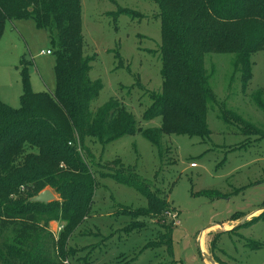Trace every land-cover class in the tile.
<instances>
[{
	"label": "rangeland",
	"instance_id": "rangeland-1",
	"mask_svg": "<svg viewBox=\"0 0 264 264\" xmlns=\"http://www.w3.org/2000/svg\"><path fill=\"white\" fill-rule=\"evenodd\" d=\"M123 9L137 15H121ZM158 12L153 0H82L85 52L88 58L94 57L89 76L103 87L90 104L93 114L115 98L142 129L161 127V117L143 118L150 95L162 90ZM42 50H52L49 32L38 29L33 20L5 24L0 37V100L11 109L21 107L23 61L28 65L32 91H55V56L42 55ZM118 52L123 62L117 69ZM236 58L234 52L205 55L208 84L217 103L230 113L225 121L221 108L209 103L208 138L164 135L163 161L140 132L112 142L104 151L87 138L79 149L82 164L77 162L72 168L59 164V171L75 177L86 170L96 182L90 216L83 224L68 233L65 220L49 223L57 243L55 256L61 255L62 248L68 253L62 264L89 260L88 264H211L207 256L216 264H264V109L252 99L264 89V52L250 58L254 65L246 88L235 74ZM261 101L264 104V96ZM246 123L256 132L245 134ZM118 160L122 166L114 170ZM122 168L135 169L150 193L171 211L156 217L134 215L148 209L149 201L140 190L111 179L110 174ZM46 190L64 207L66 199L61 193L50 186L41 192ZM41 192L34 185L19 187L8 200H32V195ZM133 223L140 226L127 234L125 229ZM59 226L61 231H57ZM169 227H173L170 255L164 247L144 250L151 242L158 244Z\"/></svg>",
	"mask_w": 264,
	"mask_h": 264
},
{
	"label": "trees",
	"instance_id": "trees-1",
	"mask_svg": "<svg viewBox=\"0 0 264 264\" xmlns=\"http://www.w3.org/2000/svg\"><path fill=\"white\" fill-rule=\"evenodd\" d=\"M153 1L159 8L157 18L162 32L158 48L162 90L150 95L151 104L143 118L151 121L161 117L162 125L142 129L134 115L115 98L94 114L90 110L103 87L89 76L94 57L88 58L85 52L82 0H0V37L7 22L23 19H31L38 29L47 30L56 78L54 92L35 93L29 83L28 65L23 61L21 107L14 110L0 100V264H62L68 257L63 248L61 255L55 256L57 243L49 223L61 218L68 222L71 233L90 216L94 176L86 170L78 177L58 170L61 162L68 168L77 162L82 164L79 149L87 138L104 151L112 142L140 132L163 161L164 135L209 137V103L219 106L221 117L228 121L230 113L217 103L208 84L205 55L234 52L235 74L246 88L254 65L250 58L264 52V0ZM121 15L135 18L137 14L123 9ZM115 59L118 69L123 62L119 52ZM262 96L264 89L254 93L252 99L264 109ZM244 125L248 129L245 134L256 132L253 126ZM119 166L122 164L108 165L114 170ZM121 171L110 174L111 179L140 190L149 201L148 209L134 215L156 217L171 211L167 203L150 193L149 185L135 169ZM33 185L38 192L46 186L55 188L66 199L64 207L60 208L58 201L43 204L8 200V195L19 187ZM139 226L133 223L125 232L129 234ZM172 229L168 228L158 244L151 242L144 250L164 247L170 255ZM64 243L63 236L61 247Z\"/></svg>",
	"mask_w": 264,
	"mask_h": 264
},
{
	"label": "water",
	"instance_id": "water-1",
	"mask_svg": "<svg viewBox=\"0 0 264 264\" xmlns=\"http://www.w3.org/2000/svg\"><path fill=\"white\" fill-rule=\"evenodd\" d=\"M54 200H55V196L53 195V193L48 191V190H46V191L41 192L38 196L32 198L31 201L35 202V203L48 204L50 202H53ZM199 249H200V243H199ZM200 251H201V249H200ZM206 259L211 264H216V262L211 257L207 256Z\"/></svg>",
	"mask_w": 264,
	"mask_h": 264
},
{
	"label": "built area",
	"instance_id": "built-area-1",
	"mask_svg": "<svg viewBox=\"0 0 264 264\" xmlns=\"http://www.w3.org/2000/svg\"><path fill=\"white\" fill-rule=\"evenodd\" d=\"M41 53H42V55H45V54H46V55H51V54H52L51 51H49V50H48L47 52L42 51ZM61 230H62V226H59V227L57 228V231H61Z\"/></svg>",
	"mask_w": 264,
	"mask_h": 264
},
{
	"label": "bare ground",
	"instance_id": "bare-ground-1",
	"mask_svg": "<svg viewBox=\"0 0 264 264\" xmlns=\"http://www.w3.org/2000/svg\"><path fill=\"white\" fill-rule=\"evenodd\" d=\"M205 237H206V235H205ZM205 237H204V238H205ZM200 243H201V245H202V247H203V250L206 251V250H205V243H204V239H203V237L201 238Z\"/></svg>",
	"mask_w": 264,
	"mask_h": 264
},
{
	"label": "crops",
	"instance_id": "crops-1",
	"mask_svg": "<svg viewBox=\"0 0 264 264\" xmlns=\"http://www.w3.org/2000/svg\"><path fill=\"white\" fill-rule=\"evenodd\" d=\"M42 51H44V50H42ZM42 51H41V52H42Z\"/></svg>",
	"mask_w": 264,
	"mask_h": 264
}]
</instances>
